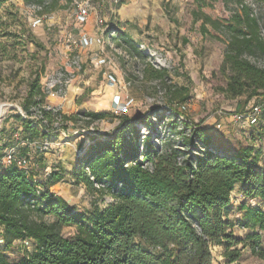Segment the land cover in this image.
<instances>
[{"label": "rangeland", "instance_id": "rangeland-1", "mask_svg": "<svg viewBox=\"0 0 264 264\" xmlns=\"http://www.w3.org/2000/svg\"><path fill=\"white\" fill-rule=\"evenodd\" d=\"M51 1L45 2L48 5ZM74 2H87V23L75 22ZM241 4L257 18L258 36L264 42V12L257 0H56L54 9L40 13L20 0H7L0 8V104L14 107L7 109L0 119V152L20 140L32 144L45 137L31 140L23 130L21 114L28 86L34 78L39 79L40 85L74 56L81 61L84 79L79 85L84 93L77 103L86 105L88 112L106 116L92 123H77L72 130L83 132L67 141L55 134L48 135L52 143L58 144L33 157L31 162L33 174L41 183L52 171L62 174L61 182L50 191L77 211H90L94 204L104 207L109 201L108 195L78 183L72 173L89 146L115 138L125 129L126 121L138 133L140 151L142 140L152 134H156L155 145L185 151L182 138L190 136V127L183 122L199 124L223 151L234 153L254 141L264 144V125L249 127L233 121L236 107L244 102L248 90L237 97L227 91L233 72L229 66H223L229 38L222 31L235 25L233 17L240 14ZM204 15L217 22L221 31L203 21ZM35 18L40 23L34 25ZM82 38L88 39L90 46L81 49ZM101 52L114 64L121 85L110 80V65L97 64ZM242 58L256 68L264 67V55L259 51L246 53ZM124 82L130 85L123 88ZM112 86L123 102L132 101L118 115L112 113L110 106L115 92ZM108 89L112 94H107ZM182 96L187 98L183 103ZM255 103L264 110V98L257 97L244 105L242 112ZM142 122L151 123L152 129L141 125ZM171 122L174 125L170 126ZM52 220L51 216L44 217L45 222ZM75 233L74 227L61 229L64 237ZM234 234L246 237L249 230ZM24 249L31 252L32 242L16 241L5 251L0 238V252L11 262L18 261ZM241 254L232 264H264L251 254L248 246ZM211 255L213 264H228L221 246H213Z\"/></svg>", "mask_w": 264, "mask_h": 264}, {"label": "trees", "instance_id": "trees-1", "mask_svg": "<svg viewBox=\"0 0 264 264\" xmlns=\"http://www.w3.org/2000/svg\"><path fill=\"white\" fill-rule=\"evenodd\" d=\"M6 1L0 0V8ZM20 1L42 5L46 0ZM257 1L264 12V0ZM55 5L56 0H52L44 10ZM240 6V14L233 17L235 25L222 31L229 38L223 66L233 72L227 91L236 97L249 92L237 105V113L251 99L264 98V67L256 68L242 58L253 51L264 55V42L258 36L257 18L251 16L247 6ZM202 19L221 31L217 22L205 15ZM186 99L182 96L180 102ZM43 101L39 79L34 78L24 99V113ZM81 115L88 118L87 123L106 116L95 112ZM45 116L52 119L50 112ZM183 123L190 127V136L182 138L185 151L155 145L156 134L142 140L140 151L138 133L127 121L115 138L89 146L72 175L91 190L89 176L105 183L107 188L99 192L111 196L114 202L104 207L94 204L87 212L77 211L50 191L63 179L61 173L52 171L41 183L14 165L4 168L0 172V238L4 250L26 240L32 242L33 249H24L16 262L0 252V264H213V246L223 248L228 264L237 262L247 246L264 263L260 152L251 146L234 153L223 151L199 124ZM22 124L31 140L45 136L31 122L22 119ZM141 125L152 129L151 123ZM263 125L262 109L259 127ZM37 186L42 187L38 195ZM236 190L261 205L239 204L236 211L242 216L233 220L229 218L233 207L230 198ZM45 216H51L52 222H45ZM62 227H74L76 233L64 237ZM235 227L249 230V234L245 238L236 236Z\"/></svg>", "mask_w": 264, "mask_h": 264}, {"label": "built area", "instance_id": "built-area-1", "mask_svg": "<svg viewBox=\"0 0 264 264\" xmlns=\"http://www.w3.org/2000/svg\"><path fill=\"white\" fill-rule=\"evenodd\" d=\"M74 19L79 25L87 23L89 17V6L87 2H74ZM47 2L42 5H31V9L35 13H40L43 11ZM100 23L102 21H99ZM34 25L40 23L39 18L33 20ZM90 41L86 38H82L79 42L80 48H87L90 46ZM101 55L97 58V64L101 66L110 65L109 68L115 72L114 64L111 62L110 58L106 55ZM82 73V65L78 56L72 57L70 62H68L64 67L56 70L55 72L48 75L44 81L40 82L41 95L44 101L41 104L33 105L29 108L27 113L21 114L22 119L27 120L38 129L42 135L45 137L38 142L29 143L27 140H20L17 145L5 149L0 153V172L11 165L16 166L20 170L24 171L27 177H31L30 174V160L26 156L20 153V148L33 147L35 152H45L50 149L53 145L58 143H52L48 135L55 134L58 138H63L67 141L72 135H79L83 130H72L70 128H65L66 122L62 113L63 103L66 100V94L68 89L75 84L80 78ZM112 82L121 85V81L114 77H109ZM123 88L130 85V82H124ZM132 103L131 100L123 102L119 94L115 95L112 99L111 107L112 113L118 115L127 108ZM263 107L257 104H251L244 112L236 113L233 116V121L246 126H256L260 122V116ZM45 112H50L52 119L48 120L45 116ZM81 121H87L88 118L84 116H79ZM220 127V125H218ZM182 161V158L178 160ZM258 168L261 172H264V158H261L258 162ZM34 179V178H33ZM91 186L96 192L105 190L107 185L105 183L96 182L92 176H89ZM42 191L41 186H37L36 194L38 195ZM109 196V195H108ZM109 201L104 205L111 204L114 199L109 196ZM231 203H234V198L231 196ZM25 242V241H24Z\"/></svg>", "mask_w": 264, "mask_h": 264}, {"label": "crops", "instance_id": "crops-1", "mask_svg": "<svg viewBox=\"0 0 264 264\" xmlns=\"http://www.w3.org/2000/svg\"><path fill=\"white\" fill-rule=\"evenodd\" d=\"M108 76L109 77H114V78L120 80L118 78V74L116 72H113L112 70L110 71ZM83 80H84L83 79V75H81V78L75 84H73L67 91L66 100L63 103V107H62V113H63V116L65 118V122H66L65 128L73 129L74 127H77V123L82 122L81 120H77V118H79V116H82L81 114H83V113H88V110H86V107H87L86 105L77 103V100L80 97H82V95L84 93V90L81 87H79V85L83 82ZM112 87L114 89V86H112ZM114 91H115V89L113 90V92ZM115 95H117L116 91L114 92V96ZM111 103H112V101H111ZM111 103H110V106H111ZM95 113H97V112H95ZM247 146L253 147L254 150L260 152V157L264 158V144H261L260 142L257 143V142L254 141V142L248 144ZM5 149H7V147H5ZM41 153L42 152H35L34 149L31 150V151H28L27 148H23V152L21 153L23 156H26L27 158H29L30 165H31L30 174L33 176V178L35 180H37L39 182H40L39 178L36 175L33 174V166H34V164H32L31 160H32L33 157L37 158V155L41 154ZM232 197L234 198V203H232L233 207H232V211L229 214V218H231L233 220L234 219H240L241 216H242L241 213L236 211L237 205H239L241 203H244V204H246L249 207H254L256 205H258V206L261 205L257 200H250V199L245 198L237 190L233 193ZM261 208L264 209V204L261 205ZM234 230H235L234 233H236V231H241V228L235 227ZM242 230L247 231L246 229H242ZM239 237H241V236H239ZM241 238H245V237L242 236ZM263 241H264V238H262V245H263Z\"/></svg>", "mask_w": 264, "mask_h": 264}, {"label": "bare ground", "instance_id": "bare-ground-1", "mask_svg": "<svg viewBox=\"0 0 264 264\" xmlns=\"http://www.w3.org/2000/svg\"><path fill=\"white\" fill-rule=\"evenodd\" d=\"M111 92V90H107V94H109ZM106 94V95H107ZM110 94H112V93H110ZM110 97V96H109ZM112 99V98H111ZM103 100V99H102ZM105 100V99H104ZM103 100V101H104ZM110 101V100H109ZM104 103V102H103ZM11 107H14V106H11V105H9V104H4V103H1L0 104V119H1V117L3 116V114L6 112V110L7 109H9V108H11Z\"/></svg>", "mask_w": 264, "mask_h": 264}]
</instances>
